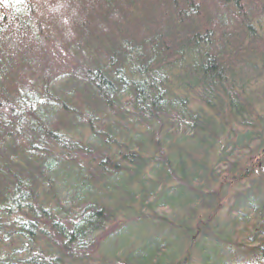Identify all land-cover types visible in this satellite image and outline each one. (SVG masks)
<instances>
[{"label": "trees", "instance_id": "obj_1", "mask_svg": "<svg viewBox=\"0 0 264 264\" xmlns=\"http://www.w3.org/2000/svg\"><path fill=\"white\" fill-rule=\"evenodd\" d=\"M255 22L264 0H0V264H264V173L214 203L213 163L264 136Z\"/></svg>", "mask_w": 264, "mask_h": 264}, {"label": "rangeland", "instance_id": "obj_2", "mask_svg": "<svg viewBox=\"0 0 264 264\" xmlns=\"http://www.w3.org/2000/svg\"><path fill=\"white\" fill-rule=\"evenodd\" d=\"M255 27L257 30H260V35L264 37V32H262L264 30V23L260 24L258 22H255ZM264 51H262L263 53ZM261 59L256 60L255 62H251L253 65H261L260 64ZM253 85H251L250 87L253 88V94L254 95V100L256 101V103L258 104V109L255 110V112H257V118H261L264 120V75H262L261 77L257 78L254 83H252ZM38 88L42 87L41 85L37 86ZM178 96L182 97V98H187L190 103H189V108L192 110H195L196 108H198V106H200V104L198 103V101L196 100V95L194 93H187L186 91H180V93H178ZM259 97V98H258ZM253 117V116H252ZM233 129H237V132H240L241 129L239 127H236L233 124H228V130L227 134L229 135V132H231ZM260 129H263V126L260 125L257 127H251L250 129H247V131L249 133H251L254 130V133H259ZM236 132V135L238 134ZM253 133V134H254ZM262 133H264V131L260 132L258 135H261ZM225 134V135H227ZM252 135V137H254V135ZM234 135L233 138H230V142H235L237 140V136ZM240 135H243L242 133H240ZM257 135V136H258ZM236 136V137H235ZM263 136V135H261ZM222 141V139H221ZM227 152H229V149L227 150ZM243 151H240V153H233V160L230 161H226L223 162L225 164L218 166L216 165V163H213V167L216 168V173H217V183L215 185V193L218 194L219 198L215 199L214 203L218 202L220 203V206H223V204H226L229 202L228 200L230 198H232L233 194L240 188H248L250 185V182L253 179H257V178H262L263 177V173H264V136L262 137V140L257 143L252 144L248 150L245 153H242ZM226 154V153H225ZM219 161H222L221 159ZM260 174V175H259ZM224 202V203H222ZM137 210L139 213L142 214L143 217L147 216L148 218L151 217L152 219L156 218L159 222H164V224H168V226L171 223H174L173 221H175V219H182V217H184V213L182 214H176V215H172L168 210H157L153 209V210H144L140 207H137ZM198 212V209L195 210V214ZM224 213L225 210L222 211L221 213V217H222V221L224 222ZM165 220V221H164ZM124 223V220L122 218H117V220L115 221L114 225L110 226L108 228V231L112 232V228L114 226H116L117 228L121 227ZM151 223V222H150ZM164 231L166 230V228L163 226L162 228ZM144 233H142V237L147 236V238H149L150 236H152L155 231L153 230H143ZM110 232V235L112 234ZM108 233L103 234V238H100L97 240L98 243L103 242L104 239L107 238ZM121 239V238H120ZM117 241V244L115 246H120L121 245V240ZM102 244V243H101ZM141 243L138 242L135 247H140ZM104 246V245H103ZM102 246V247H103ZM104 249L106 250V248L104 247ZM185 252V250H184ZM183 256V257H182ZM185 253L181 254L178 258L182 257V259L184 258ZM106 258L103 256V253L101 251L100 246L97 244L95 245L94 248L91 249L90 252H88L87 254H85L83 256V259L85 260V262L87 264H101V259ZM181 259V260H182ZM190 263V262H189ZM192 264H197V261H192ZM107 264H117L114 263L113 259H108L107 260ZM183 264V263H182Z\"/></svg>", "mask_w": 264, "mask_h": 264}]
</instances>
